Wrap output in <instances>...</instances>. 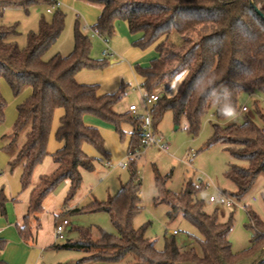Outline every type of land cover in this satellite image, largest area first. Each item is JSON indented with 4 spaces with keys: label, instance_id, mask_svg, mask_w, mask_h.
I'll use <instances>...</instances> for the list:
<instances>
[{
    "label": "trees",
    "instance_id": "trees-1",
    "mask_svg": "<svg viewBox=\"0 0 264 264\" xmlns=\"http://www.w3.org/2000/svg\"><path fill=\"white\" fill-rule=\"evenodd\" d=\"M101 7L97 22L91 29L108 42L115 33L118 20L125 21L133 34H142L136 45L145 48L157 44L159 58L148 68L142 69V89L151 96L161 85L166 88L179 75H183L178 92L170 96L165 90L156 94L158 100L151 108L153 129L164 111L173 113L177 126L186 122V130L196 136L202 119L215 109L219 120H226L242 111L240 99L244 95L264 94V0H252L260 7V16L251 0H82ZM56 8L53 0H0V15L7 8L20 7L29 10L36 5ZM65 28V14L57 11L52 22L44 18L38 32L28 36L26 48H20L10 37L17 34L15 26L0 25V125L5 122L6 102L1 93V81L5 80L13 94L19 96L30 87L31 95L17 107V120L12 141L13 147L19 134L27 127L25 140L17 155L9 162L13 168L23 167V189L32 184V176L38 165L49 155L48 142L56 110L63 109L64 116L56 134L63 147L53 155L56 171L40 178L30 198L29 213L42 212V201L62 182H70L66 202L71 200L82 183L83 171L95 169V159L83 150L89 144L104 150V140L99 131L85 125V115L91 114L113 123H128L132 127L129 154L141 150L144 137L143 118L131 112L118 115L112 107L121 99L120 94L98 96L97 87L82 85L76 74L83 69L105 67L108 59L91 57L92 42L77 22L74 50L68 56L57 54L48 61L43 55L57 42ZM234 113L229 117L225 110ZM264 122V113L257 110ZM221 144L236 160L247 162V167L229 164L225 172L228 180L236 185L232 194L240 200L264 173V129L250 118L241 125L222 127L213 125V135L206 148ZM130 180L121 186L118 194L107 201H94L72 213L109 214L118 234L98 229L99 238H93V229H79L78 239L66 244H54L53 250L79 251L87 254L79 264H264V222L255 212L246 208L254 234L249 248L236 253L229 235L232 221L222 223L217 213L207 214L202 201L195 196L200 190L188 183L181 194L166 189V181L156 177L159 198L156 204H166L168 217L174 220L182 216L197 230L194 237L197 247L180 248L175 239L167 238L164 250L156 248L147 236V226L136 229L133 220L141 206L142 182L137 174V161L129 158ZM126 168V169H127ZM231 196V195H230ZM8 199L0 192V217L6 215ZM64 219V218H63ZM19 227V235L25 242L33 240L29 223ZM40 228V225H39ZM7 241L0 239V253ZM128 255L133 261H126ZM0 264H3L0 262Z\"/></svg>",
    "mask_w": 264,
    "mask_h": 264
},
{
    "label": "rangeland",
    "instance_id": "rangeland-1",
    "mask_svg": "<svg viewBox=\"0 0 264 264\" xmlns=\"http://www.w3.org/2000/svg\"><path fill=\"white\" fill-rule=\"evenodd\" d=\"M70 1H61L62 6L60 8L45 4L32 6L28 11L20 7L7 8L3 15H0V25L16 27L17 34L11 36L10 41L15 42L23 49L27 47L29 34L39 31L40 22L43 18L47 22H52L57 11L62 12L65 14L64 31L57 42L43 55V59L48 61L57 54L65 57L73 52L75 26L78 22L80 29L91 39V57L96 60L108 59V64L103 68L81 70L87 72V80L91 82L89 85L97 87V94L121 95V99L112 107V111L116 114L124 115L129 111V107L134 105L137 108L136 116H146L152 106H149L145 101L146 93L141 87L143 81L141 70L148 68L152 60L154 61L159 56L157 44L145 48L136 45L142 35L131 33L128 24L122 20L116 22L115 33L106 42L91 29L100 16L101 7L82 0ZM49 10L52 12L49 13ZM126 34L131 38L128 39ZM127 48H130L129 52H126ZM182 81L183 75H179L167 88L165 85H161L154 93L158 94L165 90L168 95L173 96L180 89ZM1 85L3 87L1 93L6 102V118L5 122L0 125V192L3 191L8 199L6 207L13 204L15 200L9 196L11 189L14 196L18 197L16 200L19 201L20 213L17 217L20 218L21 225L24 227L28 222L24 218L29 213L33 190L39 184L41 177L52 175L56 171V163L52 157L47 156L36 167L31 186L23 189L21 165L13 168L10 166L7 160L9 155L4 149L5 142L3 141H9V143L12 141L13 129L17 120V107L26 100L31 88L28 87L19 96H15L5 80L1 81ZM239 104L241 108L245 107L247 111H241L226 120L217 119L215 109H212L202 119L196 136L186 130L185 121L177 126L173 113L166 110L155 129L157 143L141 148L140 157L136 161L137 174L142 182L141 206L143 210L133 220V226L136 229L147 226L146 234L155 242L158 250H164L166 239L172 237L183 250L197 247L194 237H199V234L195 227L182 216L170 220L168 205L156 204V200L159 198V190L156 184L157 176L163 180L170 176L166 181V189L173 194H181L188 183H191L196 189L201 187L197 191L195 199L203 202L204 211L210 215L217 213L219 221L222 223L232 221L229 239L233 251L240 253L249 248L254 230L251 228L247 211L227 208L220 205L219 202H210V197H219L222 193L232 196L237 190L236 185L225 176L228 165L235 164L247 167L248 164L234 159L226 151L224 145L217 144L206 148V143L213 135V125L222 127L241 125L247 117L258 127L264 129V122L257 113V110L264 113V94L244 95ZM86 116H90L94 120L93 122L101 126L103 135L99 133L104 140V150L100 151L89 144L84 145L86 154L95 159V169L90 172L83 171L82 183L75 196L66 202L70 191V182L64 181L44 198L42 212L37 215H30L29 228L33 237L39 235L47 242L46 248L44 247L45 250L50 249L49 247L53 244L63 245L68 240H77L79 236L77 231L83 228L93 229L95 240L100 236L98 229L115 235L118 234L108 213L75 214L72 211L77 208H85L94 201L104 202L115 197L121 186L129 182L131 166L122 169L119 164L129 163L127 153L132 127L125 122L118 125L91 114ZM28 130L27 127L19 134L17 145L24 142ZM237 203L245 205L249 211L255 212L264 222V173L258 176L252 188L240 200H237ZM23 207L27 208L26 213L22 212ZM63 218L68 219L71 225L67 230L65 240L57 241L55 224ZM0 220L9 224L8 209L6 215L1 216ZM12 227V230H8L0 236L7 241L8 246L0 253L1 259H3L1 261L3 264H22L25 252L20 253L15 260H12L15 250L10 245L11 239H21L15 223ZM173 231L176 233L174 234ZM45 255V264H67V261L62 260L65 255H72L74 257L72 260H76L77 256L81 255L77 261L87 256L84 252L68 250H47ZM133 260L134 257L131 255L126 258V261ZM251 262L245 261L238 264H251Z\"/></svg>",
    "mask_w": 264,
    "mask_h": 264
},
{
    "label": "crops",
    "instance_id": "crops-1",
    "mask_svg": "<svg viewBox=\"0 0 264 264\" xmlns=\"http://www.w3.org/2000/svg\"><path fill=\"white\" fill-rule=\"evenodd\" d=\"M61 1L62 2H67L69 0H58V3H59V6L58 7L59 8L62 6ZM124 36H125V34H124ZM126 36H127L128 39L131 38L128 34H126ZM129 49L130 48H127L126 52H129L130 51ZM159 56L156 59H158ZM152 62H153V60H152ZM75 78H76V81L79 84H82V85H89V83H91V82H89L87 80V72H85V71L78 72L76 74V77ZM143 82H144V79H143L142 83ZM1 89H3L2 85H1ZM31 93H32V90H29L28 91L27 98L31 95ZM98 96H104V95L103 94H98ZM128 112H130V107H129V111ZM63 116H64V110L63 109L56 110L55 115H54V121H53L52 129H51V134H50V138H49V142H48V148H47L48 153H49L48 156H50L52 158H53V155L55 153H57L63 147V144L61 142L57 141V139H56V134H57V131H58L59 127H60V120H61V118ZM93 121L94 120L91 119L90 116H86L84 118V123H85L86 126L97 129L103 135L101 126L99 124L93 122ZM104 138H105V136H104ZM130 141H131V138H130ZM3 142H5V145H4V149H5L6 146L9 144V141H3ZM21 145L22 144H20V145L15 144L13 147H11L9 150H7V153L9 155V157L7 158V160L9 162L17 155L18 149H19V147ZM83 150L86 153L85 146L83 147ZM21 168H22V174H23V167L21 166ZM55 169H57V165H56V168ZM9 196L12 199H15V200L13 201L14 202L13 204H10V205L7 206V209H8V221H9L8 223L9 224H7L4 221H1L0 220V236L3 235V234H5L6 231L12 230L13 229L12 225H14V223H15V226H16L17 230L19 229V227H22L21 220H20L19 217H17L18 216V213H20L19 212V208H18V202L19 201L16 200L18 197H15L14 196V193H13V190L12 189L10 191V195ZM22 209H23L22 212L23 213H26L27 208L26 207L25 208L23 207ZM34 215H37V214H34ZM20 217H21V215H20ZM59 221H57L56 224ZM0 239H3V238L0 237ZM10 243H11L10 245H12L14 247V250H15L14 251V254H13L12 260H15V258L18 257V255L20 253L25 252V258L22 259L23 260L22 261V264H45V256H46L45 255V252L47 250L52 251L53 249L51 247L54 245V244L51 245L49 247L50 249L45 250L44 247L46 248L47 242H45L44 239H42V237L39 236V235H38V237H35L34 236L33 240L30 241V242H25L22 239H17L16 238V239H11V242ZM7 247L8 246L6 245V248ZM22 247L25 248V249H23ZM79 257H81V255L80 256H77L76 260H72L74 258L72 255H65L62 258V260L63 261H67V264H79L78 261H77V259H79ZM1 260H3V259H1V254H0V262H2ZM88 264H94V263H88Z\"/></svg>",
    "mask_w": 264,
    "mask_h": 264
},
{
    "label": "built area",
    "instance_id": "built-area-1",
    "mask_svg": "<svg viewBox=\"0 0 264 264\" xmlns=\"http://www.w3.org/2000/svg\"><path fill=\"white\" fill-rule=\"evenodd\" d=\"M53 1L56 2V5L58 7L59 6L58 0H53ZM48 12L51 13L52 11L49 10ZM157 100H158V96L156 94L145 97V101L149 106H153ZM136 111H137L136 106L134 105L130 106V112L134 116H136L135 115ZM242 111L245 112L247 111V109L243 107ZM136 117L143 118V121H144L143 123L144 137L142 140V146H143L142 148H146L152 144H156L157 140L155 138V132L153 129V116H152L151 110H149L146 116H136ZM128 157L137 160L140 157V151H138L135 154L128 153ZM119 166L123 169H126L127 163H120ZM210 202L212 203L219 202L220 205L226 206L227 208H231L234 210L235 209H241V210L246 209L245 205H240L239 203H237V199H235L234 197L226 193L220 194L219 197H210ZM70 225H71L70 221L66 218L60 220L55 225V238L57 241L65 240L67 230L70 227ZM173 233L175 234L176 232L174 231Z\"/></svg>",
    "mask_w": 264,
    "mask_h": 264
},
{
    "label": "water",
    "instance_id": "water-1",
    "mask_svg": "<svg viewBox=\"0 0 264 264\" xmlns=\"http://www.w3.org/2000/svg\"><path fill=\"white\" fill-rule=\"evenodd\" d=\"M251 3H252V7L254 8V10H255L260 16H262V12H261V10H260V7H257V6L253 3L252 0H251Z\"/></svg>",
    "mask_w": 264,
    "mask_h": 264
},
{
    "label": "clouds",
    "instance_id": "clouds-1",
    "mask_svg": "<svg viewBox=\"0 0 264 264\" xmlns=\"http://www.w3.org/2000/svg\"><path fill=\"white\" fill-rule=\"evenodd\" d=\"M225 115L231 117V116L234 115V113H233V111H232L231 109H226V110H225Z\"/></svg>",
    "mask_w": 264,
    "mask_h": 264
}]
</instances>
